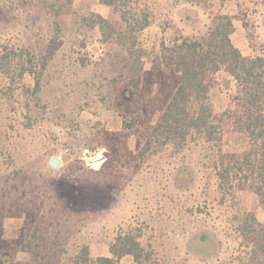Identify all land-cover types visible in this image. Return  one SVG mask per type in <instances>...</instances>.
Wrapping results in <instances>:
<instances>
[{
    "label": "rangeland",
    "instance_id": "rangeland-1",
    "mask_svg": "<svg viewBox=\"0 0 264 264\" xmlns=\"http://www.w3.org/2000/svg\"><path fill=\"white\" fill-rule=\"evenodd\" d=\"M105 1L0 0V54L12 52L0 69V264H76L86 248L92 259L108 257L122 231L142 233L156 264H239L249 250L241 221L264 223L256 196L219 189L206 144L141 152L180 84L163 60V39L199 36L227 14L233 44L256 57L264 0H141L155 21L138 42L92 28L102 16L117 34L127 31ZM182 8L196 11L197 22L183 23ZM55 38L63 45L41 72ZM211 100L217 112L229 107L226 90ZM248 147L243 135L225 136L224 152ZM202 232L212 234L209 243L199 241Z\"/></svg>",
    "mask_w": 264,
    "mask_h": 264
},
{
    "label": "trees",
    "instance_id": "trees-1",
    "mask_svg": "<svg viewBox=\"0 0 264 264\" xmlns=\"http://www.w3.org/2000/svg\"><path fill=\"white\" fill-rule=\"evenodd\" d=\"M141 0H107L105 3L121 14L127 31L112 28L102 16L92 20V28L100 27L103 35L112 38L109 30L133 42L154 23L150 12L140 7ZM201 0H186L197 7ZM217 1V0H213ZM183 23L197 22V12L182 8ZM155 18V17H154ZM233 19L225 14L212 18L208 30L197 36L180 35L169 44L161 42L162 56L167 66L180 73V84L158 124L148 135L141 157L156 143L170 145L206 144L213 153V172L219 189L233 196L235 192L253 194L264 208V51L256 57H245L233 44ZM63 42L57 38L48 42L43 72L50 60L60 51ZM9 49L0 54V69L11 55ZM139 56L140 61L142 60ZM142 67L134 76L136 95L140 88ZM24 75L36 70L25 68ZM40 79V78H39ZM37 86L39 81L37 80ZM216 90H226L229 107L217 112L212 103ZM228 133L243 135L249 147L243 152H224ZM240 236L249 250L239 264H264V223L248 216L241 221ZM212 234L202 232L198 239L209 243ZM212 238V237H211ZM210 240V241H208ZM110 256L92 259L86 248L76 264H121L131 258L135 264H156L154 254L142 243V233L122 231L109 246Z\"/></svg>",
    "mask_w": 264,
    "mask_h": 264
},
{
    "label": "water",
    "instance_id": "water-1",
    "mask_svg": "<svg viewBox=\"0 0 264 264\" xmlns=\"http://www.w3.org/2000/svg\"><path fill=\"white\" fill-rule=\"evenodd\" d=\"M60 164H61V161L56 157L52 158L49 163L51 169H57L60 166Z\"/></svg>",
    "mask_w": 264,
    "mask_h": 264
}]
</instances>
